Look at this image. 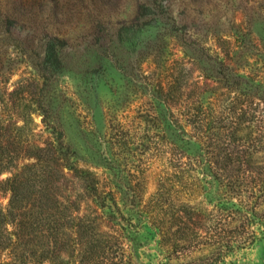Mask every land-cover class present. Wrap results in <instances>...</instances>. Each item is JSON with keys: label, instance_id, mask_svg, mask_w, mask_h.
<instances>
[{"label": "rangeland", "instance_id": "374dc122", "mask_svg": "<svg viewBox=\"0 0 264 264\" xmlns=\"http://www.w3.org/2000/svg\"><path fill=\"white\" fill-rule=\"evenodd\" d=\"M149 1L152 7L144 10ZM26 2L23 32L14 34L9 27L12 35L0 34V105L23 110L41 100L50 103L52 118L61 126L47 129L44 116L34 114L31 141L43 147L63 134L76 154L77 169L95 173L99 195L97 202L81 178L66 169L57 181L62 205L50 210L45 200L35 209L38 201L29 198L28 185L14 222L18 233L28 236L21 252L31 243L30 255L46 246L71 264L81 261L84 245V250L94 248L89 264H264V239L253 244L250 232L225 250L216 241L235 238L198 237V227L217 222L222 214L208 204L200 186L193 181L177 185L173 178L181 153L172 144L174 118L168 108L179 102L172 87L187 91L194 81L204 82L197 78V63L184 54L191 53L192 29V39L201 35L214 49L221 45L224 55L238 52L253 63V32L264 41V25L253 21V13L264 14V0ZM57 35L64 39V63L51 61L52 71L38 79L44 64L39 46ZM21 164L11 171L21 172ZM9 176L0 175L4 211L11 196L2 183ZM152 198L167 200L164 217L154 212L158 206ZM47 230L51 239L42 240L39 233ZM29 254L28 261L37 259Z\"/></svg>", "mask_w": 264, "mask_h": 264}, {"label": "trees", "instance_id": "16d2710c", "mask_svg": "<svg viewBox=\"0 0 264 264\" xmlns=\"http://www.w3.org/2000/svg\"><path fill=\"white\" fill-rule=\"evenodd\" d=\"M152 4L153 1H149L143 9L148 10ZM27 8L26 0L0 1V34L12 35L9 27L14 28V34H21L23 21L29 12ZM260 12L253 13V21L264 25V14ZM195 30L192 29L190 38L191 53L184 54L197 63L201 72L197 78L202 77L204 82L194 81L193 87L187 91L181 86L172 87L179 102L170 107L166 105L174 118V122L171 121L172 144L181 153L176 155L180 163L175 166L173 178L177 185L193 181L194 185L200 186L208 204L222 214L217 222L212 223L211 220L204 228L198 227L197 232H200L198 237L205 233L212 235L211 238L217 234L224 239L235 238L234 242L216 241L220 250H225L230 248L229 244H236L237 236H243V241L244 234L248 232L253 236V244L264 239V41L253 32L252 63L251 57L245 54L224 55L219 52L221 45L214 49L209 41L202 40L201 35H197L199 40L192 39ZM63 43V37L57 35L50 44H40L44 64L38 79L52 71L51 61L59 66L64 63ZM34 52L29 49V54L34 55ZM35 59L38 60L39 55H35ZM50 106L43 100L23 110L18 109V105L12 106V103L11 106L8 103L0 105V175L5 172L11 174L2 183L11 197L8 209L0 208V264H54V261H57L55 264H69L65 263L61 253L46 246L30 255L29 250H33L30 249L33 247L31 243L21 252L28 236L18 233L14 222L17 204L29 193H25L28 185L32 190L29 198L38 201L35 209L43 206L45 200L49 202L50 210L60 207L63 199L56 191L64 170L68 169L76 178H81L84 190L98 202L95 173L77 169L76 154L71 153L74 150L66 143L63 134L51 137L43 147L31 141L34 114L44 116L43 123L47 129L55 131L60 128L59 121L52 118ZM24 160L32 162L23 164ZM20 164L23 166L21 172L11 171ZM151 202L158 206L154 212L160 218L164 217L167 200L152 198ZM236 221H239L238 225L234 224ZM52 234L49 230L39 233L40 238L46 241ZM84 247L82 245L78 253L81 261L71 264H89L86 259L94 248L84 250ZM28 254L29 257L37 256V259L28 261ZM54 256L55 260L52 259Z\"/></svg>", "mask_w": 264, "mask_h": 264}]
</instances>
